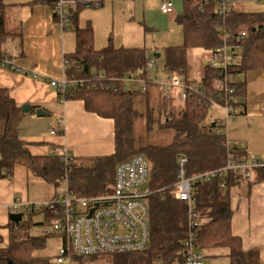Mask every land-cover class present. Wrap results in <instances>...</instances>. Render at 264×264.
Wrapping results in <instances>:
<instances>
[{
  "label": "trees",
  "instance_id": "trees-1",
  "mask_svg": "<svg viewBox=\"0 0 264 264\" xmlns=\"http://www.w3.org/2000/svg\"><path fill=\"white\" fill-rule=\"evenodd\" d=\"M55 1L28 3H49L54 8ZM217 1L184 0L183 13L178 17L184 43L165 49V66L169 72H185L190 49L203 47L212 52L226 40L234 59L225 70L212 68L209 63L205 65L202 84L213 85L225 71L230 85L235 88L233 104L238 109L245 92V80L240 74L249 69H264V10L247 12L237 0H230V8L220 12ZM103 3L104 0L80 1L72 23L82 7H99ZM22 5L24 3L14 0H0V60L12 58L7 42L21 36L15 20ZM74 30L77 46L74 52L66 53L65 77L84 80V84L72 86L59 97L61 100L81 99L89 111L113 119L115 152L93 158L70 156L68 161L63 159V154H31L19 136L20 123L27 112L7 89L0 87V178L12 177L14 167L20 164L30 174L53 184L54 198L60 197L57 187L61 180H66L67 191L75 197L107 195L113 192L117 166L141 154L151 166L150 243L139 252L102 254H111L113 264H184L186 241L194 217L195 241L204 257L227 255L231 264H260L258 250H244L242 238L233 234L230 225L229 191L243 176L242 172L229 171L196 183L195 207L191 214L187 202L173 195L181 155L187 157V176L220 167L226 154L232 160L247 158L242 147L227 144L225 124L210 115L212 104L198 95L182 99L179 91H166L150 75L143 48L107 46L97 49L92 26L76 25ZM235 45L240 46L239 51ZM127 77L141 78L143 84L130 88ZM166 133L169 138L159 139ZM259 170L264 173L263 169ZM39 213L45 214L50 223L53 211L47 207L9 212V245L0 248V264H52L51 256L43 253V249L49 235L57 233L39 236L30 233L31 226L43 223L32 220Z\"/></svg>",
  "mask_w": 264,
  "mask_h": 264
},
{
  "label": "crops",
  "instance_id": "crops-1",
  "mask_svg": "<svg viewBox=\"0 0 264 264\" xmlns=\"http://www.w3.org/2000/svg\"><path fill=\"white\" fill-rule=\"evenodd\" d=\"M14 1L24 3L17 10L15 20L16 25L20 26L21 36L7 42V48L12 55L9 59L15 67H0V87L7 89L20 106L28 105L32 108L20 123V139L30 153L36 156L67 153L75 158H93L114 153V120L89 111L81 99L61 100L56 89L50 86L52 79L66 76V53L74 52L77 46L75 26H92V20H87L81 25L79 16H76L71 26L75 34L74 45L69 27L67 29L62 27L55 16L54 8L49 3L29 4L28 2L33 0ZM126 1L132 7L135 0ZM171 1L174 9L168 14L161 11L163 0L160 1V12L167 22V26L163 29L180 28L181 43L171 41V39H179L176 34L171 37L169 43L166 41L164 45H157L160 43L155 40L152 32L159 31L162 27L159 28L152 19L147 18V14L151 16V9L148 8L143 21L133 15L127 22L135 31L142 34L141 44L120 42L117 45L115 38H112L101 48L107 46L143 48L148 61L152 59L151 46L155 49L152 54L154 59L162 54L157 52V48L163 47L165 54L166 48L181 46L184 43V32L178 17L183 13L184 0ZM86 7L94 6L86 5ZM151 38H154L153 42L150 41ZM205 65L207 64L202 65L197 78L192 77L194 66L189 59L185 72L177 70L169 72L166 66L165 71L169 76L177 72L181 78H187L192 84H202ZM240 77L245 80V92L240 98L242 105L238 107L236 115L228 125L227 135L230 141H238L248 158H264V69H249L242 72ZM38 109L43 110L44 113L38 114L36 112ZM261 172L263 171L259 169L253 170L249 180L244 176L239 178L237 183L230 187L229 197L232 211L230 225L233 234L242 238L244 250L257 249L260 264H264V173ZM32 181L34 185H41L42 194H38L37 188H31ZM52 186L53 184L44 179L30 174L27 168L20 164L14 167L12 177L0 178V248L9 245L10 233L7 228L9 212L12 209L27 208L28 204L54 198L55 192L52 193ZM57 235L62 238L64 245V236L60 233ZM204 264H231V259L227 255L204 257Z\"/></svg>",
  "mask_w": 264,
  "mask_h": 264
},
{
  "label": "built area",
  "instance_id": "built-area-1",
  "mask_svg": "<svg viewBox=\"0 0 264 264\" xmlns=\"http://www.w3.org/2000/svg\"><path fill=\"white\" fill-rule=\"evenodd\" d=\"M82 0H56L54 2V13L58 22L64 29H67L73 20L74 11ZM231 6L230 0H218L217 7L220 12H225ZM174 9L171 0H163L161 11L165 14L171 13ZM230 48L226 40L223 45L216 47L211 52L209 66L212 68L223 67L225 70L233 57L228 58L227 49ZM237 51L239 45H235ZM148 56V52L146 53ZM67 62V61H66ZM155 62L148 60L147 66L152 69ZM0 67H15L13 62L4 58L0 60ZM126 80L136 82L138 77H127ZM160 86L165 90L175 89L179 91L182 99L190 95L201 96L210 104L216 105L225 117L219 118L225 124L226 132L228 125L237 113L233 104L235 88L230 85L228 75L222 71L213 85L192 84L174 72L166 82L159 81ZM83 85L84 80L52 79L50 86L56 89L61 97L72 86ZM54 132V131H53ZM228 145H239L238 141H230L227 135ZM223 164L215 169L201 172L193 176H187V157H179L178 181L174 185L173 195L176 199L185 201L188 204L190 214L194 210V185L198 182L207 181L218 175L226 174L229 171L243 173L245 179H251L252 171L255 169L264 170V158H243L232 160L226 154ZM63 159L68 161L69 154H64ZM151 166L144 155L138 154L127 161L120 163L116 168L115 184L113 192L107 195L75 197L67 191L62 197L53 198L47 202L28 204L33 209L50 208L53 211V218L50 220L53 230L64 236L65 243L56 256L58 264H72V255L93 256L102 253H128L145 250L151 239L150 233V207L148 197L152 194L149 187ZM223 186L226 182L222 183ZM98 204V205H96ZM94 211L91 213V210ZM194 217H192V221ZM191 221V230L185 246L184 264H204V255L198 251L194 232V222Z\"/></svg>",
  "mask_w": 264,
  "mask_h": 264
},
{
  "label": "rangeland",
  "instance_id": "rangeland-1",
  "mask_svg": "<svg viewBox=\"0 0 264 264\" xmlns=\"http://www.w3.org/2000/svg\"><path fill=\"white\" fill-rule=\"evenodd\" d=\"M160 1L161 0H135L133 2L132 7L128 5L126 0H104V5L100 7H82L78 10V16L80 19V24L84 25L87 20H92L91 25L93 26L95 32V44L96 47H103L104 43H108L110 39H114L117 41V45L121 43H139L141 44L143 41L142 34L140 35L138 31H135L132 26H130L129 18L133 15L137 17L138 20L143 21L145 17L146 9H151V16L147 14V18L152 19L156 25L161 28V30L152 32L154 34V38L156 41H159L160 44L169 43L171 37L176 36L179 37L178 40L171 39V41H182V31L180 28L176 30L163 29L167 26V22L165 21V17L161 15L160 12ZM238 4L247 11V12H260L264 10V0H237ZM176 8V7H175ZM134 9V10H133ZM147 13V12H146ZM60 23V22H59ZM72 23L69 26V32L71 36V40L75 45V34L72 31ZM176 31V32H174ZM114 32V33H113ZM114 34V35H113ZM128 34H132L128 35ZM154 38H151L150 41L153 42ZM165 41V42H164ZM231 48L227 49L228 58L232 57ZM155 49L154 46H151V60L155 62L152 67L151 74L154 78L159 81L166 82L168 80V74L165 71V54L164 48H157V52L162 53L161 56L157 59L152 57ZM211 51L206 50L203 47H194L189 51L188 59L190 63L194 66V71L192 72V77L197 78L200 75L201 67L203 64H208L210 60ZM192 79V78H191ZM193 81V79H192ZM129 87H137L136 82L129 81ZM143 84L142 80H139V87ZM199 85V83H197ZM210 115L212 119L215 118H223L225 117V113L216 105H213L210 108ZM171 135V134H170ZM169 133H166L162 138L159 139H167L169 138ZM39 186V187H35ZM41 185H34L33 181L31 183V188L38 189V194L43 193V189L40 188ZM52 193L56 191L55 186L51 187ZM46 190V189H45ZM57 191L59 192L60 197L67 193V182L66 180H61L59 186L57 187ZM53 199V198H52ZM50 199V200H52ZM47 200V201H50ZM40 201V202H47ZM37 203V202H36ZM33 222H43L39 224H35L31 226L30 233L31 235H47L48 233H53V227L48 222L45 214L39 213L33 216ZM63 243L62 238L59 235H49L46 241V247L43 249V253L51 256L52 264L56 263V256L59 252V249ZM75 255V254H74ZM74 260H72V264H113V256L111 254H102L96 258H90L88 256L78 255Z\"/></svg>",
  "mask_w": 264,
  "mask_h": 264
},
{
  "label": "water",
  "instance_id": "water-1",
  "mask_svg": "<svg viewBox=\"0 0 264 264\" xmlns=\"http://www.w3.org/2000/svg\"><path fill=\"white\" fill-rule=\"evenodd\" d=\"M157 55L160 56V54H157ZM22 109H23V111L28 112V111L31 109V107L28 106V105H24ZM36 112H37L38 114H40V113H44V111L41 110V109L36 110ZM96 205H98V204H96ZM93 211H94V209L91 210L90 215L92 214Z\"/></svg>",
  "mask_w": 264,
  "mask_h": 264
}]
</instances>
